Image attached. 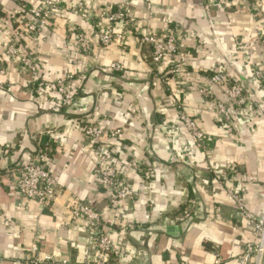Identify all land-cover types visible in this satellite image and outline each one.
Wrapping results in <instances>:
<instances>
[{
    "label": "crops",
    "instance_id": "crops-1",
    "mask_svg": "<svg viewBox=\"0 0 264 264\" xmlns=\"http://www.w3.org/2000/svg\"><path fill=\"white\" fill-rule=\"evenodd\" d=\"M20 0H0V54L14 38ZM30 7L40 0H21ZM77 0H61L73 4ZM258 0H234L229 10L216 0H86L74 15L61 11L49 26H38L29 39L37 59V78H74L71 113L58 94L37 90L34 76L5 57L0 76V264H25L37 242L48 264H93L96 237L85 222L70 223L67 205L85 202L99 210L110 228L114 248L108 264H240V245L255 240L251 221L235 208L227 188L245 187L247 210L264 220V77L250 74L264 66L257 42L264 36ZM126 8L127 17L109 23L108 12ZM122 7V8H123ZM23 16H26L23 17ZM84 30L93 49L82 53L74 29ZM123 34L101 47L102 29ZM153 31L172 33L179 76L162 81L148 48L138 37ZM116 62L122 70L109 64ZM214 71L241 82L254 109L233 108L227 131L198 88ZM11 84V89H8ZM178 102L210 139L196 146L177 118ZM228 104V102H226ZM85 123L118 136L103 135L93 152L82 133ZM49 145L42 161L55 177L59 194L49 205L19 196L9 166L34 157ZM96 145V144H95ZM102 161L113 164L134 191V198L111 206L112 196L98 179ZM133 163L136 167H133Z\"/></svg>",
    "mask_w": 264,
    "mask_h": 264
},
{
    "label": "built area",
    "instance_id": "built-area-1",
    "mask_svg": "<svg viewBox=\"0 0 264 264\" xmlns=\"http://www.w3.org/2000/svg\"><path fill=\"white\" fill-rule=\"evenodd\" d=\"M234 0H216L218 6L223 10H229ZM86 0H77L73 4H63L61 0H40L38 6H31L21 11L28 17L26 20L19 21L14 38L9 41L3 50V56L0 54V76L7 73V67L4 57L8 61H14L22 69L34 76L32 85L37 90H49L58 94L59 105L64 109L74 104L76 90L73 86L74 78L68 79L42 80L37 78V59L35 51L29 46V39L36 35L38 26H49L59 12L64 11L77 15L85 9ZM108 12L106 20L109 23L122 21L127 17L126 8ZM256 11L264 13V0H258L255 6ZM26 18V16H23ZM75 42L78 49L88 54L93 49L92 40L87 33L81 29H74ZM123 34L115 29H102L99 32L98 40L101 47H107L117 40H121ZM138 45L148 48L151 56V62L157 69L162 81L166 84L169 80L179 76L181 70L176 66L168 70H162L166 63L170 64V58L178 54V40L172 33L158 34L153 31H147L141 34L137 39ZM257 42L264 55V36L259 35ZM111 70H122V66L116 62L109 64ZM264 77V66L256 68L251 74L252 80L260 83ZM11 89V84H8ZM199 94L208 100V109L216 114V117L223 123L225 130L232 131L233 128V108L254 109V103L247 95L241 82L234 80L222 71H214L207 76L206 81L198 88ZM247 93V94H246ZM228 102V104H226ZM178 104V102H176ZM177 118L180 124L189 132L196 146L199 148L207 147L210 141L208 136L199 128L194 117L187 114L178 104ZM82 133L90 143H92L93 152H96L99 142L103 135L118 136L120 129L107 132L100 125L85 123L82 126ZM209 140V141H208ZM96 144V145H95ZM49 145H45L34 157L27 160L18 161L7 170L12 181L15 192L28 200L36 202L38 205L46 206L53 202L60 192L58 182L55 177L43 166ZM136 167V164H132ZM98 179L102 185L107 188L112 196L111 206L117 207L122 199L134 198L133 188L124 182L119 176L117 168L113 164H107L102 161L98 167ZM227 192L237 210L251 221L252 231L255 240L246 241L240 245V254L234 257L240 264H264V220H259L255 214L247 210L245 205L244 193L245 187L227 188ZM67 216L70 223H76L79 220L85 222V229L88 233L95 234L96 237V260L93 264H108L110 255L114 248L113 239L110 236V228L103 225L102 214L99 210L88 203L74 201L68 204ZM39 246L33 242L30 246L32 255L24 261L25 264H48L51 256L48 254L38 255ZM226 260L216 256L211 264H223Z\"/></svg>",
    "mask_w": 264,
    "mask_h": 264
},
{
    "label": "trees",
    "instance_id": "trees-1",
    "mask_svg": "<svg viewBox=\"0 0 264 264\" xmlns=\"http://www.w3.org/2000/svg\"><path fill=\"white\" fill-rule=\"evenodd\" d=\"M19 4H20V6H19L20 12L23 11V10H26V9H28L30 7L26 2H23L21 0L19 1ZM112 259H113L112 258V255H110V261H111V263H113L112 262Z\"/></svg>",
    "mask_w": 264,
    "mask_h": 264
},
{
    "label": "water",
    "instance_id": "water-1",
    "mask_svg": "<svg viewBox=\"0 0 264 264\" xmlns=\"http://www.w3.org/2000/svg\"><path fill=\"white\" fill-rule=\"evenodd\" d=\"M74 106H75V105L73 104L71 107H74ZM71 107L66 108V112H67V113H71V111H70ZM31 157H32V156H31ZM28 158H30V157H28ZM22 160H24V159H22ZM25 160H27V158H26ZM13 165H14V164H13ZM9 167H11V165H10Z\"/></svg>",
    "mask_w": 264,
    "mask_h": 264
}]
</instances>
